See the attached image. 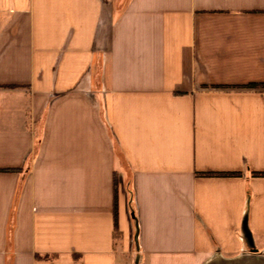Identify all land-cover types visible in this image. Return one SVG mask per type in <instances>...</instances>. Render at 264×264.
I'll return each instance as SVG.
<instances>
[{"label": "crops", "instance_id": "crops-1", "mask_svg": "<svg viewBox=\"0 0 264 264\" xmlns=\"http://www.w3.org/2000/svg\"><path fill=\"white\" fill-rule=\"evenodd\" d=\"M262 171L264 0H0V264H264Z\"/></svg>", "mask_w": 264, "mask_h": 264}, {"label": "trees", "instance_id": "trees-1", "mask_svg": "<svg viewBox=\"0 0 264 264\" xmlns=\"http://www.w3.org/2000/svg\"><path fill=\"white\" fill-rule=\"evenodd\" d=\"M9 87H12L11 85H8ZM249 87H257L259 86L256 83H252L248 85ZM256 176H264V171L262 172H254L253 173ZM205 175H240L239 172L237 173H206ZM114 234L116 238H120L121 233L118 228V194H117V182L115 180V194H114Z\"/></svg>", "mask_w": 264, "mask_h": 264}]
</instances>
